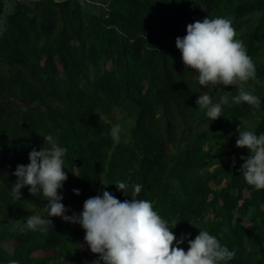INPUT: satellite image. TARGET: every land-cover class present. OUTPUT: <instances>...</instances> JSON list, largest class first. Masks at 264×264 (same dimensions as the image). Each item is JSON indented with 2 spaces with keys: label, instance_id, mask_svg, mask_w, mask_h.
I'll return each mask as SVG.
<instances>
[{
  "label": "trees",
  "instance_id": "trees-1",
  "mask_svg": "<svg viewBox=\"0 0 264 264\" xmlns=\"http://www.w3.org/2000/svg\"><path fill=\"white\" fill-rule=\"evenodd\" d=\"M205 17L232 21L254 79L203 87L186 69L175 40ZM0 22V264L99 258L79 224L50 217L47 232L24 227L28 216L48 219L47 201L28 187L14 200L13 173L33 148L51 147L47 135L66 149V215L104 191L131 200L140 184L135 198L177 224V239L205 230L235 252L221 264H264V190L245 182L248 150L235 143L243 131L264 134V0H0ZM241 87L258 108L232 103ZM204 93L228 97L215 121L196 104Z\"/></svg>",
  "mask_w": 264,
  "mask_h": 264
},
{
  "label": "clouds",
  "instance_id": "clouds-1",
  "mask_svg": "<svg viewBox=\"0 0 264 264\" xmlns=\"http://www.w3.org/2000/svg\"><path fill=\"white\" fill-rule=\"evenodd\" d=\"M178 2V0H177ZM175 46L181 53L186 69L192 70L201 86L235 85L237 81L247 82L255 78V65L248 56L241 40L236 39L232 21L224 17L196 20L186 27V35L177 37ZM245 102L259 107L260 100L251 92L239 88L233 97V104ZM229 103L222 96L219 103H213L209 94L199 95L196 104L206 110V116L215 121L221 117L222 105ZM112 134H116L113 129ZM50 148H33L27 165L18 164L13 175L17 178L11 190L14 200L21 199V189L28 187L34 197L41 196L47 201L44 206L48 219L40 215L26 218L24 227L28 230L47 232L53 226L50 217H59L65 222L79 224L85 232L84 242L91 253L98 255L93 264H221L234 258L235 252L221 245L208 231L199 230L194 239L182 234L180 239L169 228L167 222L154 210L151 201L136 199L142 185H132L131 200L120 201L109 191L102 196L86 199L83 210L77 214L69 211L59 194L68 179L64 171L66 149L47 135L44 142ZM236 147L246 148L248 156L239 171L245 182L256 190H264V134L253 131L239 133ZM235 166V161H233ZM117 190L125 194L129 185L114 183ZM74 194L79 195L78 189ZM187 239V251L181 245ZM83 247V246H82ZM10 264H16L11 261Z\"/></svg>",
  "mask_w": 264,
  "mask_h": 264
},
{
  "label": "rangeland",
  "instance_id": "rangeland-1",
  "mask_svg": "<svg viewBox=\"0 0 264 264\" xmlns=\"http://www.w3.org/2000/svg\"><path fill=\"white\" fill-rule=\"evenodd\" d=\"M94 1H99V0H94ZM4 29H5L4 23L0 22V33L3 32ZM114 114L118 116V115H119V112H118L117 110H115V111H114ZM170 148H171V147H170ZM70 208H71L72 210H79V211H82L81 208H80V206H78V205H76V204L72 205ZM244 223H245L246 225H250V220H249V219H245Z\"/></svg>",
  "mask_w": 264,
  "mask_h": 264
}]
</instances>
